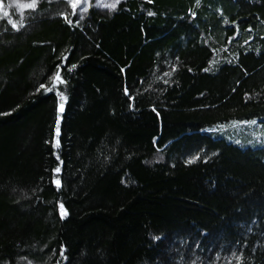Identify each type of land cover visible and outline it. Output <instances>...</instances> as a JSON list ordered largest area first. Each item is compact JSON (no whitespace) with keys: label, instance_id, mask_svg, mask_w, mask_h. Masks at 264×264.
I'll list each match as a JSON object with an SVG mask.
<instances>
[{"label":"trees","instance_id":"16d2710c","mask_svg":"<svg viewBox=\"0 0 264 264\" xmlns=\"http://www.w3.org/2000/svg\"><path fill=\"white\" fill-rule=\"evenodd\" d=\"M0 3V264H264V0Z\"/></svg>","mask_w":264,"mask_h":264},{"label":"rangeland","instance_id":"374dc122","mask_svg":"<svg viewBox=\"0 0 264 264\" xmlns=\"http://www.w3.org/2000/svg\"><path fill=\"white\" fill-rule=\"evenodd\" d=\"M14 3H19V0H8ZM121 0H118V2ZM65 3H70L71 6L79 7V14L85 15L89 8L97 7L104 11H112L115 10L116 4L118 3L117 0H64ZM114 5V7H113ZM5 5L0 3V15L5 14ZM7 16V13L4 17Z\"/></svg>","mask_w":264,"mask_h":264},{"label":"snow or ice","instance_id":"6c2138e0","mask_svg":"<svg viewBox=\"0 0 264 264\" xmlns=\"http://www.w3.org/2000/svg\"><path fill=\"white\" fill-rule=\"evenodd\" d=\"M117 2H118V0H117ZM113 7H114V5H113ZM57 75H58V74H57ZM57 132H58V126H57ZM56 171H59V169L57 168Z\"/></svg>","mask_w":264,"mask_h":264}]
</instances>
